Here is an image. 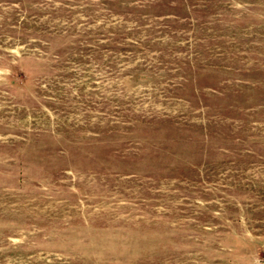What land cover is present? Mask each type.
Returning <instances> with one entry per match:
<instances>
[{
  "label": "rangeland",
  "instance_id": "1",
  "mask_svg": "<svg viewBox=\"0 0 264 264\" xmlns=\"http://www.w3.org/2000/svg\"><path fill=\"white\" fill-rule=\"evenodd\" d=\"M0 264H264V0H0Z\"/></svg>",
  "mask_w": 264,
  "mask_h": 264
}]
</instances>
